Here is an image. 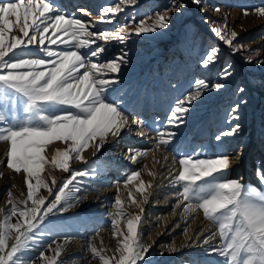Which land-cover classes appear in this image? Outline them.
Segmentation results:
<instances>
[{
    "label": "snow or ice",
    "instance_id": "6c2138e0",
    "mask_svg": "<svg viewBox=\"0 0 264 264\" xmlns=\"http://www.w3.org/2000/svg\"><path fill=\"white\" fill-rule=\"evenodd\" d=\"M136 2L118 0L114 7L102 8L96 19L111 23L106 19L108 14L114 18L124 5ZM192 2L200 4V0ZM184 6L179 0H174L172 8L164 13L138 22L133 18L130 23L134 33L140 35L167 28V12L178 11ZM82 11L85 15H92ZM242 11L245 16L250 14L247 9ZM253 11L264 17V6ZM94 27V24L61 12L51 0H0V142L7 146V168L17 174L23 173L27 189L23 200L10 198L8 211H0V264H36L35 258L25 257L24 253L31 250V245L39 243L38 237L43 236L40 226L50 215L63 213L86 199L79 194L78 177L95 178L101 172L95 162L84 170L71 169V163L80 161L88 164L82 155L85 150L93 148L95 155L109 136H119L129 123L138 127L143 125L142 120L130 121L122 98L110 99L117 91L113 86L120 82L118 74L130 62L128 53L122 50L118 57L103 58L108 43H123L127 39V25L114 31L91 30ZM211 30L233 52L239 50L234 43L237 33L229 31L226 24L223 28ZM53 45L63 47L53 49ZM219 52L216 47L209 49L201 60V66H210ZM247 62H252L251 57ZM230 68L228 65L224 70V77L231 74ZM194 83V90L179 100L171 111L169 121H175L174 126L183 123L191 103L206 90H218L224 86L221 83L209 84L204 79H197ZM238 91L242 93L244 89ZM239 106L232 107V119H239L235 115ZM240 131L241 125L235 123L215 139L219 142L224 136H233ZM176 135L174 131L158 132L153 155L161 147L168 148ZM56 141L65 147L57 149L48 159L46 146ZM147 155L145 150L128 149L125 158L135 163ZM173 162H177L175 156ZM46 165L70 173V176L58 184L56 178L49 174L50 185L42 176L47 170ZM178 165L174 174L169 173V184L175 190V207L182 208L184 217L202 212L203 218L217 227L210 236L203 238V243L208 244L210 239L219 237V243L210 246L207 254L217 255L220 258L217 264H264V191L246 185L243 177H226L232 167L227 153L204 158L199 153L196 156L182 154ZM148 174L155 176L153 172ZM258 179L264 185V170L258 169ZM122 183L128 193L127 199H121L117 188L115 210L110 214L116 247L113 250L90 246L91 256L98 259L99 264H148L147 256L153 245L141 242L139 226L143 220V205L149 202V189L153 185L140 179L138 170L126 174ZM129 184H134L140 199L128 189ZM41 189L48 192L47 197L39 194ZM126 203L139 209L140 214L126 213ZM184 233L186 240L195 243L187 228ZM9 240L13 241L11 245ZM188 246L191 244L181 247ZM48 248L52 255L47 256L42 250L39 260L42 264H57L64 244L53 241ZM167 251L172 254L179 249L173 242L167 245ZM108 252L112 254L108 255Z\"/></svg>",
    "mask_w": 264,
    "mask_h": 264
},
{
    "label": "rangeland",
    "instance_id": "374dc122",
    "mask_svg": "<svg viewBox=\"0 0 264 264\" xmlns=\"http://www.w3.org/2000/svg\"><path fill=\"white\" fill-rule=\"evenodd\" d=\"M93 1L98 5V14L101 12L102 8L108 6L114 7L118 3V0ZM212 1H215L214 5L218 7V9L219 7L221 8V5L226 7L227 10L228 7H233L235 9V15H231L228 11L222 12L219 10L217 18L215 19L216 25L214 24V26L212 22H210L213 15L209 13V11H211L210 3ZM51 2L54 4L53 0H51ZM204 2L206 3L205 6H203ZM173 3L174 0H137L134 5H124L123 10L114 18L111 14H108L109 17L107 16L106 19H110L112 22H104L102 26L96 29V31H108V28L112 27L110 31H114L117 28L127 25V36L136 37L139 40L133 45L129 42L120 43L117 41L110 42L106 45L107 52L104 53V59L118 57L121 55L122 50L128 53V60L130 62L122 67L119 73L121 76L119 77H133L132 80L128 81L125 85H123V80L115 84L113 87L117 91L110 96V99H116L117 97L122 98L126 113L129 112L128 115L133 113L130 111H132L134 107V113L138 115V119L141 118L144 124L149 123L154 125L152 130H154L156 139L157 133L162 131L175 104L187 96L189 92L194 90V82L197 79H204L209 82V84L221 83L224 85L221 89L209 88L198 100L191 103L190 110L183 117V122L187 125L181 126L179 130L170 129V131L178 132L179 135H182V140L177 146L172 142L168 148L164 147L162 152L166 151L168 154L174 150L175 152L172 153L177 159H179L182 154L196 156L199 153L201 158H204L205 156H213L217 153H227L225 149L223 150L219 145H216L215 137L219 133L227 129L229 130L235 123H239L244 132V136H241L240 139L237 140L233 149H236V152H243L242 148L245 147L244 143L247 137L250 139L249 136L255 130L258 131L260 139L263 141L264 118H262L258 124L255 123L254 119L251 120V114L255 110V107L251 109L252 107L250 106H252V101H255L256 108H262L261 116H264V24L259 26L257 23V20L260 19H263L264 22V17L257 16L253 11L257 7L264 6V0H200V4H195L192 0H179V3L185 6L179 8L178 11L169 10L167 12L169 17L167 28L158 29L153 33H142L140 35L134 33L133 25L130 23L133 18L138 22L142 18L154 17L157 13H164L166 9H171ZM58 8L68 16H74L82 20V18L75 14H71L69 8L68 10L60 6H58ZM201 9H203V11H201ZM243 9H247L250 14L245 16L242 11ZM225 24L229 31H235L237 33L234 43L239 47L238 51L233 52V50L225 45L211 30L214 27L223 28ZM144 41H149L150 45L144 47L143 44L140 43ZM200 41L201 43H199ZM51 47L56 49L63 46L53 45ZM212 47L220 49L218 58L208 67L201 66V60ZM157 49H160V53L157 55L158 58L156 54H152V52ZM33 51H38V49H33ZM249 57H251L252 62H247ZM92 59L95 60V58ZM256 61H261L262 63H257ZM228 65H231L229 69L231 74L224 77L223 72ZM155 84H158L157 88ZM240 88L244 89L242 93L238 91ZM146 90H148L149 96L146 95ZM146 98L150 101L148 120L143 118L146 114L140 117L141 111L144 110L143 106ZM237 104L240 105L239 109H242L241 117L247 116L243 123H240L239 120H236L234 123L233 120L231 121V109ZM161 107L164 109V113L162 112V114ZM158 109H160V112H158L161 115L160 120L157 122L153 120V117ZM215 120H218L217 124L219 125L214 128L213 125L215 124ZM170 127L173 128V126ZM197 130H200V133H204L202 134L204 135L202 136L203 138L192 139ZM124 133L125 131L122 130L117 137L112 138V136H109L104 147L95 155L94 149L90 150L89 148L87 149L89 151L85 150L82 155L84 159L89 162L88 164L80 161H73L71 163V169L84 170L91 167L92 162H95L96 166L101 169V172L95 178H77V186L81 189L79 194L81 196H86V199L63 213L50 215L45 220L44 224L40 226L43 236L38 237L39 243L31 245V250L24 253L25 257H33L36 260V264H42L38 258L39 252L43 250L47 256H51L52 252L49 250L48 245L56 241L57 243L64 244L62 253L57 258V264H99L98 259L92 258L88 253H83L87 251V249L84 250L83 247L88 248V250L90 246L93 245L97 248L115 249L116 239L112 236L110 214L115 210L112 205H114L117 196V187L112 193V198L108 199L109 202L104 203L102 208L101 202L105 197L99 198L101 196L98 194L99 188L104 190L105 187L110 185L112 188L111 190H113L114 186L119 185V195L121 199L126 200L128 193L127 190L124 189L122 183L126 178V174L138 170L140 172V179H143L145 175L151 172L150 166L153 164L152 162V164L145 169V163L151 159L148 157L149 155L140 157V162H138L137 166L127 165L131 162L130 160V162L128 161L121 165V162L126 161V158L122 161L116 158L117 161L114 164L112 159H108L105 151L111 147L117 148V146H113L112 144L114 140L117 139V143L120 144L119 150L124 147L123 139L126 136ZM136 138H139V136H136ZM144 139L145 138H141L138 139L136 143H130V147L134 150L139 148L145 151L154 149V143L152 145L151 143L155 142V139L150 140L148 146L141 143ZM2 143L3 142H0V145ZM64 147L65 144L62 142H53L46 146L45 154L48 159H51L57 149L62 150ZM251 147L254 153L251 156L248 168L251 171H258L259 168L257 167L256 159L258 157L259 140L254 142ZM201 149H204V151L201 152ZM5 154L6 150L3 152V161H0V211L4 213L10 208V205L7 203L10 198L13 201H20L26 197L27 193L23 173L17 174L7 168ZM155 158L158 160V156ZM3 169L9 173L8 179L10 180L8 183H6L5 179L7 176ZM46 169L47 170L42 173V176L50 185V175L56 178L58 184L70 176V173H65L60 169H52L47 165ZM240 172L241 169H238L234 173L230 169L226 177H240ZM168 173L166 176H168ZM253 175L255 176V174ZM243 182L246 185H252L264 191V185L260 183L257 177L253 179H243ZM158 185V183L155 184L156 187ZM166 186H170V184L168 183ZM128 189L132 190L136 196L134 184H129ZM160 190L161 188H157L153 193L160 192ZM165 190L168 191L166 195L171 193V196H173L171 203L176 202L174 197L175 190L172 187L165 188ZM9 193H11V197H9ZM39 194L46 197L48 196V192L44 189H41ZM136 198L138 199V196H136ZM91 204H93V207L88 208L87 206ZM109 204H112L111 207H108ZM148 206L149 205L144 207V212L142 214L143 220L149 211ZM173 206L174 205L169 206L166 211L161 213H167ZM106 207L107 209L105 210ZM79 208H83L84 211H82L83 209L79 210ZM132 208L133 211H135L130 213L129 210ZM125 211L129 215L140 214L137 208L130 203L125 204ZM12 222H15V218L12 219ZM141 224L139 226V230L142 233L141 242L153 245L147 256L148 264H165L157 263V259L162 253L161 249L158 247L159 244H169L171 239L156 244L150 242L146 238L147 235L154 230V227L146 230L145 228H141ZM153 225L157 226V222H154ZM215 229L217 230V227ZM99 230H102L103 233L106 232V234L109 232V235L106 237H102L101 235L100 237H102V239L92 240V238L98 234ZM182 231H184V228L181 232ZM12 242V240H9V245H11ZM52 246L55 247L54 244ZM187 252L185 254H189V252ZM107 254L111 255L112 253L108 252ZM181 257L184 258L183 261H181ZM196 259V257H185V255H180L172 261L173 264H181V262H183V264H217L220 260L217 255H206L202 257V262Z\"/></svg>",
    "mask_w": 264,
    "mask_h": 264
},
{
    "label": "bare ground",
    "instance_id": "6f19581e",
    "mask_svg": "<svg viewBox=\"0 0 264 264\" xmlns=\"http://www.w3.org/2000/svg\"><path fill=\"white\" fill-rule=\"evenodd\" d=\"M53 2H54V5L56 7L60 6L61 8L67 9V10L69 8V10L71 11V14L73 13L76 16L82 18V20L84 22L94 24L95 27L91 30H96L98 27L102 26L104 23L103 21H98L96 19V17H98L100 13L98 14V5L93 0H53ZM214 3H215V1H212L210 3L211 4V7H210L211 11H209V13H211V15H213L210 22H212L213 25L214 24L216 25L215 19L217 18V13L219 11H216V9H218V7H216L214 5ZM205 4L206 3L204 2L203 6H205ZM82 10H86V11L90 12L92 15L91 16L85 15L84 11H82ZM219 10L222 12L228 11V12H230L231 15H235L234 14L235 9L233 7H231V8L228 7V10H227L226 7L221 5V8L219 7ZM257 21H258L257 23L259 26H262L264 24L263 19H260ZM111 28L112 27H109L108 31H110ZM138 41L139 40L136 37L127 36V39H126V41H124V43L129 42V43H132V45H133V44H136ZM140 43H142L144 47L147 45H150L149 41H144V42H140ZM199 43H201V41ZM160 49L154 50L152 52V54H156V57H157V55L160 53ZM119 76H121V75L119 74ZM132 78H133L132 76L119 77V81L121 82V80H123L124 81L123 85H125L128 81H131ZM155 86L157 88L158 84H155ZM146 95H148V90H146ZM124 97H126V96H124ZM161 99H164V98H161ZM143 107H144V110L141 109L143 111H141L140 117H142L143 114H146V116H143V118L148 120L147 118L149 117L148 115L150 113V101H148L147 98L144 101ZM250 107H252L251 109H253L255 107V110L251 114V116H252L251 120L254 119L255 123L258 124L260 122V120H262V118H264V116H261V114H262L261 109L262 108L261 109L256 108L255 101L254 102L252 101V106H250ZM163 110H164L163 107H161V114H162ZM158 111L160 112V109H158L156 114H154L155 116L153 115L154 117L152 116L154 118L153 120H156L157 122L160 120V115H161ZM130 112H133L131 115H129L130 121H131V119H138L139 118L138 115H136V113H134V107H133V110ZM241 112H242V109H238V112L235 115H237L239 117L238 120L240 121V123H243L244 119L247 116L241 117L242 116ZM203 119H205V118H203ZM138 120H141V118ZM232 120H233V123L236 121V119L231 118V121ZM217 122H218V120H215V124L213 125L214 128L218 127L219 124H217ZM145 124L143 123V125L138 127L136 125H131V123H129V127L124 129V131H125L124 134L126 135L123 139L124 140V147L121 148L120 150H119L120 144L117 143V139L112 142L113 146H117V148L111 147L105 151V154H107L108 159L113 160V164L116 163V161H117L116 158L120 159V161H122L128 155V149H132V147H130V143H136V142H138V139L145 138L144 141H141V143H143V145L148 146L150 144L149 141L155 139L154 130H152L154 128V125L149 124V123L146 125ZM174 124H175V121L170 123L169 118H168L167 122L164 124L162 131H170V129L171 130L172 129H175V130L178 129L179 130L181 126L187 125V124H184V122L182 124H179L178 127L174 126ZM263 124H264V120H263ZM170 126H173V128H171ZM227 131H228V129L224 132H227ZM140 133H143V135H141ZM202 134H204V133H200V130H197L195 132V134L193 135L192 139L203 138L202 136H204V135H202ZM136 136H139V138H136ZM241 136H244V132H243L242 128H241V131L239 133H237L233 136H224L221 141H219V142L216 141V145L217 146L219 145V147L223 148V150L225 149L227 154L230 155L231 160H232L231 170L233 173L236 172L238 169H241L240 177H243L244 180L247 178H252V179L255 177L258 178V171L257 170L251 171L248 168V166L250 164L251 156L254 153L253 148L251 146L254 142L259 140L258 157L256 159V163H257V167L259 169L264 170V139H263V141L260 139V135L258 134V131H256V130L253 131L251 133V135L249 136L250 139H248V137H247L246 142L244 143L245 147L242 148L243 152H239L240 155L237 156L236 155V153H237L236 149L235 150H233V149L236 145L237 140L240 139ZM261 138H262V136H261ZM181 140H182V135H179L177 132V135L173 141L175 146H177ZM153 143H154V148H155V142H152L151 145ZM5 148H6L5 143L4 144L2 143L0 145V161H3V158H4L3 152H4V150H6ZM163 148L164 147H161L159 150L155 151L154 155L152 153L153 149L148 151V155H149L148 157L151 159H149V161H147L145 163V169H147V167L150 166L153 162V164L150 167H151V172H153V173L155 172V176L153 177V176H150L149 174H147L142 179L146 183L151 182L153 187L151 189H149V191L151 193V195L149 197V202L143 205V208L147 207V205H149L148 206L149 211L147 213V216H145V219L142 220L141 228H145L146 230H149V229L154 227V230L151 231L150 234H148L147 238H146L150 242H153L156 244L158 242L162 243L164 241H167L168 239H171V242L169 244H172L173 242H175V246L179 249V251L172 253V254H169V252L167 251V245H169V244H167V245L166 244H159L158 248L161 249L163 255L158 257L157 263L173 264L172 260L176 257H179L180 255L181 256L185 255V257H196L197 261H201L202 257L209 255V254H207L206 250L210 246L216 245L217 243H219V237L218 236L210 239L208 244L203 243L204 236H206V235L210 236V234L212 232H215L216 226L214 224L206 221L203 218L202 212H197L194 215H191L189 217L182 216L181 215L182 208L181 207H175L176 202L171 203V199L173 196H171V193L166 195V193L168 191H166L165 188L171 187V185L166 186L169 183L167 181H169V179H170L169 173L171 172L174 174L175 171L178 169L179 165H178V159L177 158H176L177 162L176 163L173 162V156H175V155L172 152H175V151L173 150L167 154L166 151L162 152ZM137 149H139V148H137ZM90 150H93V148H90ZM139 150H141V149H139ZM87 151H89V150H87ZM184 151H186V150H184ZM214 151H219V150H214ZM116 152H117V154H116ZM156 156H158V160H156V158H155ZM114 158H115V160H114ZM128 161L129 160L126 159V161L121 162V165H123L124 163H126ZM138 162H140L139 158H138L137 162H135V163L130 162L131 164L129 163L127 165L137 166ZM3 171L6 172L7 177L5 180H6V183H8L10 180V179H8L9 173L4 169H3ZM167 173H168V176H166ZM253 174H255V176ZM3 180H4V178H3ZM156 183L159 184L157 187L155 186ZM116 187L119 188V185L114 186L113 190H111L112 188L110 187V185L105 187L104 190L99 188L98 194L101 195L99 198L105 197V199H103V201L101 202L102 203L101 208H102L104 203L109 202L108 199L112 198V193L114 192V189ZM157 188H161L160 192L153 193V191H155ZM136 196H138V199L141 198L140 194L136 193ZM170 196H171V198H170ZM111 205L112 204H109L108 207H111ZM171 205H174L171 210H169L167 213H163V214L161 213V212L166 211L168 209V207ZM87 207L92 208L93 204H91L90 206H87ZM112 207H114V205H112ZM81 209H83V208H79V210H81ZM106 209H107V207L105 208V210ZM82 211H84V209ZM134 211H133V208L129 210L130 213L134 212ZM137 211L139 212V209H137ZM154 222H157V226L153 225ZM183 228L184 229L187 228L188 235L193 237V240H195V243H191L190 241L186 240V236H185L184 231L181 232V230ZM101 235H102V237H106L109 235V232L106 234V232L103 233L102 230H99L98 234L95 237H93L92 240L102 239V237H100ZM186 243L191 244V246L181 247L182 245H185ZM81 247H83V246H81ZM83 249L84 250L87 249V251L83 252V253H85V254L88 253L91 255L90 249L88 250V248H84V247H83ZM187 251L189 252V254H185ZM180 259H181V261L184 260V258H182V257ZM181 264H183V262H181Z\"/></svg>",
    "mask_w": 264,
    "mask_h": 264
}]
</instances>
